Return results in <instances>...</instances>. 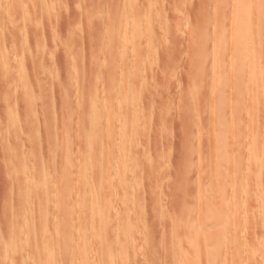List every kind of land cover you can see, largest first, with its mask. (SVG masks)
<instances>
[{
	"label": "rangeland",
	"instance_id": "1",
	"mask_svg": "<svg viewBox=\"0 0 264 264\" xmlns=\"http://www.w3.org/2000/svg\"><path fill=\"white\" fill-rule=\"evenodd\" d=\"M20 1L0 2V252L25 242L27 249L0 255V264L42 261L38 212L48 214L46 231L56 244L55 210L65 205L76 218L64 264H94L81 260L85 247L97 254L100 246L83 222L92 217L88 185L100 184L94 162L114 156L100 143L123 128L124 139L135 142L127 151L133 168L126 184L111 192L116 218L106 229L134 220L136 242L130 258L117 264H264V180L261 194L254 186L243 197L240 169L231 173L233 160L245 154L259 159L264 146V81L257 71L248 80V73L236 72L250 50L264 53V44L238 41L243 19L235 13L237 0ZM133 24L140 30L132 31ZM249 90L262 95L250 97ZM124 93L134 96L127 108ZM106 117L113 120L103 123ZM124 117L125 127L119 124ZM220 123L230 142L224 150ZM30 185L46 189L48 200L22 199L19 190ZM238 196L247 202L245 226L253 229L240 223L234 230L226 221ZM210 252L218 255L208 262Z\"/></svg>",
	"mask_w": 264,
	"mask_h": 264
},
{
	"label": "bare ground",
	"instance_id": "2",
	"mask_svg": "<svg viewBox=\"0 0 264 264\" xmlns=\"http://www.w3.org/2000/svg\"><path fill=\"white\" fill-rule=\"evenodd\" d=\"M2 1V0H1ZM0 1V2H1ZM4 1V0H3ZM8 2V1H7ZM22 3V0L20 1ZM27 2V1H26ZM237 7H236V11L235 13L237 12V15L239 16H242V19H243V25L239 24L241 23V17H240V22H238V27L240 29V32H239V38L238 41H240L241 43H244V44H247L246 45H243V46H246L248 47V43L251 44L253 42H258L257 45H260L259 47H261L264 43H263V38L260 37V33L261 31L263 32V26H264V0H237ZM2 3V2H1ZM19 3V1H18ZM17 3V5H18ZM25 3V2H24ZM4 4V3H3ZM7 4V3H6ZM5 5V4H4ZM20 5V4H19ZM22 5V4H21ZM20 5V6H21ZM150 5V4H149ZM134 7V6H133ZM22 8V7H21ZM27 8V6H26ZM33 9V8H32ZM26 10V9H25ZM141 10V9H140ZM139 10V11H140ZM137 11V9H136ZM41 13V12H40ZM133 13V12H132ZM131 13V14H132ZM135 13V12H134ZM141 13V12H140ZM66 14V13H65ZM139 14V13H138ZM130 15V14H129ZM236 15V16H237ZM139 16V15H138ZM31 17H29L30 19ZM132 18V16H131ZM43 19V18H42ZM239 19V18H238ZM33 20V19H32ZM128 20V19H127ZM130 20V19H129ZM150 20V18H149ZM128 23V21H126ZM125 22V23H126ZM142 22V21H141ZM131 23H132V20H131ZM138 23V22H137ZM151 23V22H150ZM148 26V25H147ZM126 27H130V26H127L126 24ZM125 29L127 30L128 28ZM132 31H138L140 30L139 28H141L139 25H132ZM124 28V27H123ZM235 28V27H234ZM124 29V30H125ZM123 30V29H122ZM235 30V29H234ZM233 30V31H234ZM131 31V30H130ZM129 31V32H130ZM238 31V30H237ZM236 31V32H237ZM28 33V32H27ZM137 34V33H136ZM264 35V33H263ZM134 36V35H133ZM264 37V36H263ZM262 38V40H261ZM122 39V38H121ZM240 39V40H239ZM122 42V41H121ZM135 42V40L133 41ZM220 42V41H219ZM132 46V45H131ZM221 46V45H220ZM219 46V47H220ZM223 46V45H222ZM242 46V45H241ZM242 46V48H243ZM223 48V47H222ZM262 48V47H261ZM260 48V49H261ZM259 49V50H260ZM229 50V49H228ZM245 50V49H243ZM248 49L246 48V51ZM220 51V50H219ZM251 51V50H250ZM248 52V55L246 56V59L243 60V61H240L239 65L237 66L236 68V72L239 74V76L241 77H244L247 73V76H246V79L245 80H248L252 75H251V72H254V71H257L258 72V78H259V81H260V84L264 81V53L262 54L261 52H255V51H251V52ZM262 51V50H261ZM224 52V51H223ZM219 53V52H218ZM247 53V52H246ZM262 54V55H261ZM221 56V55H220ZM4 60V59H3ZM74 61V60H73ZM133 65V64H132ZM136 65V64H135ZM133 65V67L135 66ZM23 67V66H22ZM223 67V66H222ZM142 68V67H141ZM224 68V67H223ZM14 70V69H13ZM16 70V69H15ZM137 70V69H136ZM222 71V70H221ZM131 72V71H130ZM1 73V72H0ZM137 75V74H136ZM135 75V76H136ZM134 76V77H135ZM133 77V76H132ZM129 79V78H128ZM127 79V80H128ZM136 79V78H135ZM138 80V79H137ZM136 80V81H137ZM134 81V80H133ZM119 82V81H118ZM128 82V81H127ZM249 83V81H247ZM129 83V82H128ZM136 82H134V85H135ZM130 84V83H129ZM128 84V85H129ZM216 84V83H214ZM130 86V85H129ZM129 86H127L129 88ZM132 86V85H131ZM215 86V85H213ZM119 87V85H118ZM211 87V86H210ZM217 87V86H215ZM136 88V86H135ZM132 89V88H131ZM130 89V90H131ZM263 91V89H261ZM260 90V94L258 93V95H255L253 93L252 90H249L248 92L249 93V96L250 97H261L262 95V91ZM129 91V90H128ZM133 91V90H132ZM119 92V90H118ZM134 92V91H133ZM131 92V94L133 93ZM220 92H222L220 90ZM214 93H215V90H214ZM217 93V92H216ZM219 93V91H218ZM120 94V93H119ZM125 94V93H124ZM140 94V93H139ZM220 94V93H219ZM218 96L221 98L223 97V92ZM133 95V94H132ZM132 95H129V93H126L125 95H123V101H124V107L127 108V106L131 103H133V99H134V96ZM223 95V96H222ZM215 96V95H214ZM264 97V96H263ZM213 98V97H212ZM217 102V101H216ZM130 104V105H131ZM214 104V103H213ZM129 105V106H130ZM121 106V105H120ZM119 106V107H120ZM218 106V105H217ZM215 107V106H214ZM117 108V107H116ZM219 108V107H218ZM221 109V108H219ZM126 110V109H125ZM128 110V109H127ZM216 110V109H215ZM214 108H213V111L215 112ZM218 112H220L219 110H217ZM101 112V110H100ZM105 112V111H104ZM119 112V108H118V111ZM116 112V113H117ZM120 113H121V108H120ZM210 113V112H209ZM222 113V111L220 112ZM218 114V113H217ZM214 115V113H213ZM109 116H110V113H109ZM117 116V114H116ZM222 116V114H221ZM215 117V116H213ZM91 118V116H90ZM104 118V117H103ZM218 118V117H217ZM93 119L95 121H98V122H101L102 121V117L99 115V114H96L93 116ZM119 119V117H118ZM113 120V118L111 117H106L105 120H103V123H107L109 121ZM128 120V119H127ZM214 121V119H213ZM122 122V126L125 127V124L127 122H125V117L123 119H121V121L119 122V124ZM137 123V121H135ZM113 123V122H112ZM224 123V122H222ZM93 124V123H92ZM101 124V123H100ZM214 124V123H213ZM221 124V123H220ZM220 124L218 129L220 128ZM127 125V124H126ZM222 125V124H221ZM225 125V123H224ZM224 125H222L223 127H225ZM120 127V126H119ZM220 128L219 131H218V140H219V143L221 144L219 148H221V146L223 147L222 149L224 150L225 147H229V143L228 142V131L225 128ZM214 128H215V124H214ZM237 126L233 129L234 131L239 128H237ZM141 129V128H140ZM104 130V129H103ZM230 130V129H229ZM89 131V130H88ZM126 129L123 128L122 132H121V129H120V133H119V136L117 138H114L112 137L111 139H108L107 141H102V143H100V146L101 148H103V152L104 150L108 151L109 149H112L113 150V155L112 156L113 158H108V157H103V156H100L98 158V161L97 162H94L96 168H97V174H98V178L100 179L99 181V185L95 186L93 183H90V185H88L91 190L89 192V196H90V202H91V207H93L92 209V217L91 214H90V218H85L84 217V223H87L89 224L88 227L90 226V230H91V237L93 239H97L98 242H99V252L97 254L91 252L90 248H86L83 250L82 252V256H81V260H83V262H90V263H94V264H117L120 260V258L122 256H126L127 260L130 258V256L132 255L131 253L133 252V247L135 245V242L133 240V237H132V227H131V224H133L132 222L134 221H130L127 217L123 219V221L121 223H118L116 225V228L110 231H107L106 227L108 225H110L113 220L116 218V211H115V206L113 207L111 204L112 201L114 199L111 198V192H113L115 189L118 190L117 187H121L123 186L124 184H126V178H127V175L129 173H131V169L133 168L132 167V161L133 159H131L132 156H130L129 154H127V151L128 150H131L134 148L135 146V142H134V139H131L130 140H126L124 139L123 136H125L124 134L126 133L125 132ZM233 131V132H234ZM241 131V128L239 131L240 133ZM118 132V130H117ZM141 132V131H140ZM235 132V133H237ZM215 133H216V130H215ZM134 134V133H133ZM217 134V135H218ZM89 135V134H88ZM88 135H87V139H88ZM113 135V134H112ZM94 136L95 134L92 133L91 136H90V139H92V141L94 140ZM117 136V135H116ZM242 136V135H241ZM134 137V136H133ZM139 137V135H138ZM236 138V137H235ZM55 139V138H54ZM97 139V137L95 138ZM137 139V138H136ZM244 140V139H243ZM55 141V140H54ZM216 141V140H215ZM236 141V140H235ZM215 143V142H214ZM217 143V142H216ZM61 144V143H60ZM64 143H62L63 145ZM96 144V143H95ZM233 144V143H232ZM61 145V146H62ZM94 145V144H93ZM219 145V144H218ZM217 145V147H218ZM60 146V148H61ZM68 146V145H67ZM95 146V145H94ZM55 148V147H54ZM63 148V147H62ZM215 148V146H214ZM233 148V147H232ZM80 149H81V146H80ZM215 149H218V148H215ZM231 149V148H230ZM57 150V149H56ZM62 151V150H61ZM71 151V150H70ZM231 151V150H230ZM84 152V151H83ZM211 153V152H210ZM68 154H70L68 152ZM86 154V153H85ZM85 154L83 156H85ZM89 154V153H88ZM259 154H260V157L259 159H254V158H251L250 155L248 154H245V156L243 157V159H241L240 161H237V162H234V160L231 162V169H232V174L237 170V169H240V177L244 180L243 182V187H241V190L239 192V194H243V193H247L248 195H250L252 192H254V186H256V191L257 193L261 194V188H262V185H259V180L260 179H263L264 180V174L261 173L263 170H264V146L262 147V149L259 151ZM71 155V154H70ZM69 155V156H70ZM103 155V154H102ZM221 155V154H220ZM60 156V155H59ZM62 156V155H61ZM95 156V155H94ZM130 156V157H129ZM228 156V155H227ZM57 157V156H56ZM63 157V156H62ZM87 157V156H86ZM143 157V156H142ZM230 158V157H229ZM227 158V159H229ZM57 159V158H56ZM84 159V158H82ZM217 160V159H216ZM137 161V160H136ZM228 161V160H227ZM231 161V160H230ZM236 161V160H235ZM49 162V161H48ZM58 162V161H57ZM56 162V163H57ZM60 162V161H59ZM65 162V161H63ZM63 162L61 161V164H63ZM83 162V161H82ZM88 162V160H87ZM158 162V161H157ZM160 162V161H159ZM217 162V161H216ZM215 162V163H216ZM229 162V161H228ZM50 163V162H49ZM137 163V162H136ZM230 163V162H229ZM41 165V164H40ZM66 165V164H65ZM139 165V164H138ZM51 166V165H50ZM67 166V165H66ZM85 166V165H84ZM68 167V166H67ZM238 167V168H237ZM26 168V167H25ZM90 166H87V173L88 171L89 172H93L91 169L90 171ZM50 170V169H49ZM48 170V172H49ZM53 170V169H52ZM57 170V169H56ZM62 170V168H61ZM135 170V169H134ZM157 170V168H156ZM51 171V170H50ZM230 171V169H229ZM70 172V171H69ZM85 172V170H84ZM134 172V171H133ZM132 172V173H133ZM264 172V171H263ZM54 172H52L53 174ZM64 173V172H63ZM86 173V172H85ZM236 173V172H235ZM234 173V174H235ZM261 173V174H260ZM93 174V173H92ZM135 174V173H134ZM90 175V174H89ZM132 175V174H131ZM70 176V175H69ZM72 176V175H71ZM70 176V177H71ZM135 176V175H134ZM260 176H262L263 178H261ZM129 177H131L129 175ZM234 178L236 176H233ZM24 178V177H23ZM62 178V177H61ZM229 178V177H228ZM233 178V179H234ZM69 179V178H68ZM93 179V177H92ZM129 179V178H128ZM230 179V178H229ZM62 180V179H61ZM136 180V179H135ZM66 181V180H65ZM72 181V180H71ZM106 181V182H105ZM88 182V181H87ZM90 182V181H89ZM128 182V180H127ZM261 182V181H260ZM53 183V182H52ZM64 183V182H63ZM133 183L135 184V181H133ZM264 183V181H262V184ZM65 184V183H64ZM64 184L61 183V189L62 191L66 190ZM89 184V183H88ZM132 184V183H131ZM133 184V185H134ZM52 185V184H51ZM71 185V184H70ZM87 185V184H86ZM132 185V187H133ZM75 186V184H74ZM85 186V185H84ZM127 186V185H126ZM261 186V187H260ZM258 187H260V189H258ZM60 188V187H59ZM187 188V186H186ZM72 189V188H70ZM76 189V188H75ZM52 190V189H51ZM54 191V190H53ZM72 191V190H71ZM127 191V190H125ZM134 191V190H133ZM48 192V191H47ZM73 192V191H72ZM131 192V191H130ZM53 193V192H52ZM125 193V192H124ZM19 194H20V197L22 199H25V198H29L33 195H35L36 198H38L39 200L42 201H45L46 199L48 200V195L46 193V189L45 191H40L39 190V187L38 186H26L24 187L23 189H20L19 190ZM18 194V195H19ZM57 194V193H56ZM54 194V195H56ZM256 194V193H255ZM58 195V194H57ZM62 195V194H60ZM64 195V194H63ZM75 195V194H74ZM127 195H128V192H127ZM131 195V193H130ZM246 195V194H245ZM247 195V196H248ZM257 195V194H256ZM65 196H68L66 195L65 193ZM85 196V195H84ZM244 197V194L242 195ZM258 196V195H257ZM19 197V198H20ZM52 197H54L52 195ZM113 197V196H112ZM128 197V196H127ZM239 196L237 197V200H238ZM264 198V197H263ZM240 199V202H237L235 198H233L231 200V206H228L230 210H228L229 212L227 213V217H229L227 220L225 218V220L227 221L228 224L231 225V227H233L234 230H238V226L240 223L243 224V226L245 225H249V221L246 220L245 217H247L246 214H248L247 212V202H245V199L242 200V198H239ZM262 199V198H261ZM259 201V200H258ZM26 202V200H25ZM116 202V201H115ZM242 202V203H241ZM61 203V202H60ZM126 203V202H125ZM237 203L239 205H237ZM261 203H263V201H261ZM25 204V203H24ZM27 204V203H26ZM54 204V203H53ZM70 204V203H69ZM117 204V203H116ZM132 204V202H131ZM260 204V202H259ZM229 205V204H228ZM263 207H264V203L262 204ZM261 205V207H262ZM131 206V205H130ZM240 208L239 209V213L238 211H236V208L238 207ZM72 207V206H71ZM261 207L259 206V215L261 214L263 216L264 214V208L261 210ZM53 208V206L51 207ZM73 208V207H72ZM71 208V209H72ZM90 208V207H89ZM100 209V210H98ZM207 209V208H206ZM24 210V209H23ZM26 210V209H25ZM44 209L41 208V210L38 212V219H39V233H40V243H42L43 247H42V258L43 260H39V259H31L29 264H64V260H67L69 258V256H71V248L69 247V245H72V244H69L71 243V238H72V226H71V223L73 219V213L72 211L70 210L69 206L65 205V206H60L58 208V210L56 209L55 210V217H56V228L58 229V233L55 237L56 239V244L53 243L52 241V237L51 236H48L47 234V216L48 214L45 212V210L43 211ZM13 211V210H12ZM52 211V209H51ZM54 211V209H53ZM133 211V210H132ZM119 212V211H118ZM117 212V214H118ZM254 212V211H253ZM24 213V212H23ZM131 213V212H129ZM53 215V214H52ZM120 215V214H119ZM240 215L243 216V218L241 219ZM260 215V216H261ZM20 216V215H19ZM132 216V215H130ZM226 216V215H225ZM256 216V215H255ZM115 217V218H114ZM264 217V216H263ZM76 218V217H74ZM133 218V217H132ZM135 218V217H134ZM19 219V218H18ZM25 219V218H24ZM54 219V217H53ZM214 219V217H213ZM224 220V221H225ZM81 221V220H80ZM120 221V219H119ZM135 222V221H134ZM76 223V222H75ZM81 223V222H80ZM116 223V222H115ZM219 223V222H218ZM226 223V222H225ZM73 224V223H72ZM78 225H80L79 223H77ZM36 225V224H35ZM205 225V224H204ZM220 225V224H219ZM54 226V225H53ZM74 226L77 228L75 224ZM14 227V226H13ZM109 227V226H108ZM201 227V226H200ZM246 227V226H245ZM15 228V227H14ZM74 228V227H73ZM136 228V227H135ZM197 228V227H196ZM224 228V227H223ZM241 228V227H240ZM253 229V227H249L246 229ZM263 228V227H262ZM13 229V228H12ZM198 229V228H197ZM196 229V230H197ZM206 229V228H205ZM221 229V228H220ZM245 229V230H246ZM52 230V229H51ZM74 230V229H73ZM199 230H202L199 228ZM226 230V229H225ZM255 230V229H254ZM18 231V230H16ZM55 231V230H54ZM79 231V230H78ZM77 231V232H78ZM222 232H219V236H221V234L223 233V230H221ZM241 231V230H240ZM244 232V230H242ZM241 231V232H242ZM135 232V230H134ZM235 232V231H234ZM38 233V234H39ZM203 233V232H202ZM206 232H204L205 234ZM209 233V232H208ZM246 233V232H245ZM250 233V232H249ZM255 233V232H254ZM19 234V233H18ZM180 234V233H179ZM241 234V233H240ZM21 235V234H20ZM50 235V234H49ZM89 235V234H88ZM182 235V234H181ZM22 236V235H21ZM90 236V235H89ZM178 236V235H177ZM214 236V235H213ZM218 236V237H219ZM35 237V240H37L38 238L36 236ZM123 239H122V238ZM178 237H182V236H178ZM241 237V235H240ZM246 237V236H245ZM23 238V237H22ZM121 238V239H119ZM214 238V237H213ZM223 238V237H222ZM243 238V236H242ZM45 239V241L43 240ZM84 241L86 239V236H82V238ZM182 240V238H179ZM138 240V239H137ZM211 240V239H210ZM243 240V239H242ZM38 241V240H37ZM94 241V240H93ZM28 242V241H27ZM36 242V241H35ZM92 242V241H91ZM178 242V241H177ZM182 242V241H181ZM73 243V242H72ZM85 243H87L85 241ZM97 243V242H96ZM245 243V242H244ZM21 244V243H20ZM19 244V248H15L14 250H10V251H7V249L5 251H3L0 255H2L1 257L4 258L5 256H7V254L9 256H13V255H22V252L23 251V247L25 248L24 250H26L27 248L25 247L27 244L26 242L24 243L25 246L22 244L20 245ZM57 245L58 247L56 248L54 245ZM88 244V243H87ZM86 244V245H87ZM200 243H197L196 242V245H198ZM90 245V244H89ZM196 245L194 246V248L196 247ZM243 245V244H242ZM29 247V246H27ZM73 247V246H72ZM89 247V246H88ZM210 247V246H209ZM247 247V246H245ZM94 248V247H93ZM196 248H199V245L198 247ZM254 248V247H253ZM73 249V248H72ZM209 250V249H208ZM73 251V250H72ZM9 252V253H8ZM224 255V253H222ZM207 255V260L208 262L209 261H213L214 259L216 260L215 256H217L218 254H214V253H206ZM226 256V255H225ZM219 257V256H218ZM217 257V258H218ZM17 259V257H15ZM71 258V257H70ZM76 258V257H75ZM123 259V258H122ZM223 259V258H222ZM9 260V259H8ZM18 260V259H17ZM118 261V262H117ZM4 262V261H3ZM28 262V261H27ZM9 263V262H8ZM214 262H211V264H213ZM3 264V263H2ZM68 264V263H67Z\"/></svg>",
	"mask_w": 264,
	"mask_h": 264
}]
</instances>
